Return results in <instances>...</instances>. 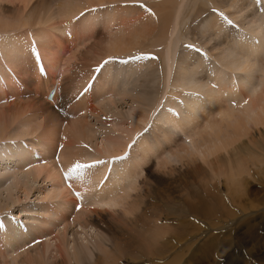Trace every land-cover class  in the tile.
Here are the masks:
<instances>
[{
    "label": "rangeland",
    "instance_id": "obj_1",
    "mask_svg": "<svg viewBox=\"0 0 264 264\" xmlns=\"http://www.w3.org/2000/svg\"><path fill=\"white\" fill-rule=\"evenodd\" d=\"M250 2L251 3L253 2L254 4L252 3L251 5ZM260 2H261V5L258 6V4H256L254 0H124V1L116 0L113 2L110 1L107 4H102V5H98L94 7L95 9H97L94 12H92L93 11L92 9L94 8L83 10L74 18L75 20H73L71 29L69 27V30H66V31L65 30L60 31V29L59 31H56L57 28H53L51 25H46V26L38 25L37 27L36 26L31 27L29 32H27L26 30L28 27H26V29H24L25 27L22 29L18 27H14L13 29L9 27H6V28L4 27L3 30L0 31V61H1L0 77L3 78V81H0V90H2L0 91V98H1L0 99V113L2 114L5 113L4 115H8L7 113L9 111L13 112V110H15L16 107H17L16 109L22 112L19 122L13 123L12 126L8 129V132H9L8 133L9 135L7 134L8 136H13L14 132L27 129L25 128V126L23 127L20 126V125H24L25 123L27 127L29 126L28 129L31 128L32 126L31 129L33 133L29 134V137L27 135L23 139H15L14 137H12L10 139L0 140V211H1L0 216L4 217V215L7 214L11 216L12 218L16 219L17 221L22 220V222L26 224L25 228H29L30 226H35L36 228H39L42 231H44L45 236L49 235L48 238H51V237L53 239L57 238L56 236L57 229H62L61 225H59L61 224L59 223L61 219L60 214L59 212L56 211V209H54V207H56L57 200L55 199L53 200V198L51 200L43 199L45 194L48 193L47 191L51 189L53 184L43 180L42 178H38V180H34L32 176L26 175L25 172L29 171V170L26 171V169H30V167L28 166L29 168L27 167L25 169L19 167V165L21 164L20 160L22 159V156L20 155V153L25 150V149L23 150L24 147L28 149L31 156H38L39 153L40 154L42 153V155H44V153H46V156L49 159V161L52 160L53 163L57 164V162L60 159L59 156H60V153L62 152L61 150H63V144L61 145V148H59L58 146L60 144L59 143L60 140L58 139L60 137L59 129L62 128L60 127L61 120L64 118H67L69 115L76 114L78 115V116H75L76 119L80 118L81 122L82 121L84 122L85 120H87L86 124H88V126L92 124L89 126V129L90 127L93 126L91 129L94 130L93 132L95 134H93L91 138L96 137V139L95 140L92 139L91 141L88 140L87 144L86 143L83 144V146L85 147L83 148V151L87 149L89 154H91L92 152L95 153V151H92V150H96L99 147L98 151L106 155V152H108L106 150L109 149V145L107 142L108 137H112V136L116 137L117 139H122V141L127 143L126 145L127 148H125V150L123 151L124 153L121 152L119 156L118 155L115 156V154H112L113 156H111V158L114 157L115 159L118 157L120 158L121 156L125 155L128 151H129V154L123 159L127 158L128 160L129 159L132 160L134 158H137L141 152L139 148H141L142 145L144 149L149 148L151 150L155 146L162 147L163 157L169 160L171 159L170 161L172 165L171 167H169L168 170H166V173L170 171V168L171 169L173 168L174 171L171 174L170 172H168L169 175L162 176L159 174L160 172H155L156 170H155V167L153 166L155 165L153 163V160L148 159L149 161L148 162L146 161L147 163L145 165L143 164L144 168H146L145 170H148V171L146 173L145 172L143 173V176L138 180L137 186L141 187V185L143 184L142 187L143 186L145 187V185L147 184V189L149 192L152 191L156 187L155 190L158 191V194L160 197L159 200L162 202L171 203L174 209L172 210V212L168 214L169 216L163 215L162 217L163 222L166 223L165 225H163V231L165 232L164 237L167 235L165 228H168L167 232H169L170 235L172 233L175 236L176 232H179L184 227L182 225L172 224V222L177 221L178 223H184L186 221L183 219V217L173 214V211L176 210V208L179 206L178 201L181 199L180 193H181L182 187L179 185V183H177V179L180 176L184 175L187 168L184 166L185 164L183 162L180 163V162H177V160L172 159V155L170 154L168 150L169 146L167 144L169 143V141L174 142L171 144V146H174L176 144L179 146L185 145V147H187V145L189 144V149H190L191 145L194 144L193 141H195L196 138H191L192 139L191 140L190 137H186L188 134H186L185 136L184 133L186 132H184V129L179 128L181 126L177 125L175 122L170 123L168 121V117L166 116L171 117L170 115H172V117L178 120V122L185 121V122H182V124H185L189 122L190 120H192V117H191L192 111L196 108L195 107L196 102L199 103L200 100L202 101L209 100V98L211 97L213 100L215 98V101H218V102L220 101L219 105L224 107L225 110H222L223 111L222 114L223 113H226V114L234 113V112L240 111L239 109L241 108L243 109L248 104L249 102L248 100H250L253 97V95H255V93L256 95L262 94V92L264 91V88H263L264 87L263 86L264 85V46H263L264 45V34L262 33V29H264V19L261 20L262 26H261L260 21H259V24L255 23L257 22V20H259V17L261 15H263L261 18H264V0H260ZM38 4L40 5L41 2L37 0L35 2V5L37 6ZM249 4H250V7H249ZM221 6L223 9L220 8ZM53 11L58 12L56 8H54ZM84 11H86V13L88 14L86 15L84 14V16L80 17L79 15L84 13ZM254 11L255 12L257 11L256 12L257 15L255 14ZM259 11L260 13H258ZM211 12H213L214 15ZM95 13L98 15H96ZM57 15L58 13H56V16ZM217 15H219L220 17L221 15L228 16L232 20V23L235 29L231 28L228 25V23L226 22L227 20L223 18H219V16ZM109 18L112 19L113 22H111ZM114 18L115 20H113ZM121 18L124 19L126 23V27L122 30L118 28L122 23ZM55 20L57 21V19ZM89 21L91 22V24H89ZM164 21H166L165 25H164ZM109 22H111L112 24L110 31L107 26V25H110L108 24ZM220 23L223 26L219 27ZM247 23H249V25ZM75 24L80 25L78 28L79 32H81L82 26H88V25L89 26L93 25L94 27L92 29H95L97 31L95 36L88 37L87 38L88 40L85 39L83 43L79 44L80 46L78 45L79 47L76 48V50H75V47H73L74 44L69 43L70 38H68L69 31L72 30ZM139 25H143V27H142V34L138 41H136L135 43H132L130 47L128 45L125 49L126 51L124 50L125 52L122 51L119 54L117 53L112 56L104 57L103 51L104 49L106 50L109 46H105V48L102 47L103 46L102 42L104 41L106 42L107 38H109L111 41L113 39L117 41H121L118 38L124 39V41H128L129 34L131 33V31L133 34V32L136 29V26H139ZM211 25L215 27L213 28ZM259 25L261 26V28L259 27ZM255 26H256V31L255 30L254 31L255 32L258 31L259 32L257 33L258 35L256 33H253L252 31L255 28ZM58 27L59 28L61 27L59 23H58ZM207 27L209 28L207 29ZM223 27H224V30H222ZM248 27L249 28L252 27V29L249 30ZM239 29L242 32L239 31ZM249 31H252V32H249ZM26 32L29 34H27ZM108 32H110V34ZM185 33H188V34H185ZM243 33L245 34V37ZM229 35H232L233 37ZM239 35H242L241 36L242 40L243 41L245 40L244 42H246L245 45L243 43L244 46L242 45L241 37H239ZM97 36H99V38H97L98 40L96 39ZM30 38L32 41H34L35 39L37 47L41 48L40 44L43 45L44 43L47 48L44 47V45H43V48L46 49V51L50 50V48H48L47 41H50V40L52 41L53 39V41L56 43L54 44V48H53L54 50L51 49V51L53 50L54 56L58 57L56 58L57 60L58 59L62 60L64 56L70 55V53L74 51V52H78L76 53V55L80 56L79 58L80 63H78L79 65L81 64L82 65L83 64L93 65L91 68H82V71H81L83 76L87 74L86 72H89V70L92 71V73L94 74V75L92 74L91 79H92V84H95V85H94L93 91H91V94H89L88 97H86L87 95L86 93V95L83 96L82 100L75 104V97H76L75 92L70 91L71 93L70 92L68 93V88L71 84V80L69 78L73 79L71 72H69L66 75L64 74V79L62 80L66 83L62 84V86L65 85V89L62 90L64 92L62 94V98L58 106L51 107L52 111L55 113H53L51 110L49 112V111H45L44 109H42V103L43 102L47 103V102L44 99H41L35 96V95H39L41 91L39 90L37 91V87H35L36 86L35 83L31 84L30 82L32 86L31 85L24 86L25 83L23 82V78L21 77L22 78L21 80L18 74L19 73L18 66L21 63H23L26 60V58H28L29 56V54L26 51H24V54L21 55L22 50H23L21 48L22 47L24 48V45L29 44ZM229 39L232 42H230ZM57 40L58 41L61 40V41L58 43ZM94 40L98 42L100 41L99 44L98 42L96 43ZM254 41H259L258 42L260 43L259 46ZM112 42H110V44ZM164 42H166L165 44L167 45H165ZM198 43L200 44V46L202 45L201 51L206 56L205 55L199 56L200 54L197 53L194 48L188 47L189 45H192V46L195 45L194 47H197ZM234 43L236 44L235 47H234ZM60 44L61 46L63 45V47L58 46ZM91 44H93L94 46H91ZM163 44L165 46H163ZM185 44H187L188 46H186ZM229 44H231V46H233L234 49L230 47ZM250 44H253V46L252 45L250 46ZM227 45L229 46V48ZM238 45L242 46L243 49L239 47ZM256 45L259 48L256 47ZM36 46L34 45L32 47L31 57H33V55L35 54L33 53V51L35 48H37ZM89 46H91V49L89 48L90 51H88ZM200 46L198 48H200ZM85 48H87V51H86L87 53L85 52L82 58V55H80L79 53L81 52L84 53ZM230 48H232L231 50L234 53L231 50L227 51ZM236 48L237 49L239 48V49L237 50ZM240 50H242L241 53H240ZM230 52L233 55L234 54L235 55L232 56ZM139 53H142L143 56L149 57L150 60L146 61L143 65L123 66V65L110 64V65H107L104 69L102 68L103 64L105 63L106 58H109V57L132 56L135 58L134 62L139 63L140 57H141L140 56L141 54L139 55ZM193 53H195L196 56ZM230 56H232V58L235 57V59H231V61L233 60L232 62L227 59V58H230ZM18 59L23 62L19 61ZM75 59L76 58L74 55V59L70 61L69 66L72 65L73 61H75L74 63H76ZM92 59H95L97 63L94 64L93 63L94 61H91ZM237 59L240 62H238ZM257 59L259 62L257 61ZM193 61H196V62L194 63ZM14 62L19 63L18 66ZM229 62L231 63L226 64ZM237 63H239V65ZM212 64H214V66H212ZM220 64H222V67ZM249 64L254 67L251 66V69H250ZM195 65H198L202 68H199L198 71H195V69L197 68V66ZM10 66L13 69L11 70V73H13L15 76L16 75L18 76L19 78L18 82H15L11 74L5 69V68H11ZM227 66H229V68H232L233 70L230 71V69H228ZM98 67H100L101 70H100L99 77H96L97 71H95V69H97ZM213 67L215 70L213 69ZM243 68H246V69H243ZM124 69H126V73H127L125 78L122 77L124 73ZM200 69L204 70V72L206 73L209 71L208 74H210L209 75L210 78H208V75H207V78L210 81L207 78L205 79L206 73H204L202 70L201 72ZM260 71L262 73H260ZM221 74H224V76ZM181 75L182 76L186 75L187 77L184 78ZM58 76L59 75L56 76L57 79H58ZM119 77H122L124 80H120ZM189 77L192 80L189 79ZM186 78H188V80H186ZM8 79L10 82L6 84V82H8ZM183 79L185 80V82ZM203 83H205V85ZM184 84H186V86ZM252 90H254L253 91L254 93L252 92L251 94ZM240 93H242L243 95ZM245 93H246V96L244 95ZM65 94L69 96L67 101H65ZM241 96H244L243 98L245 100H243ZM178 98L181 100V103L177 101ZM27 99H29L30 101ZM35 102H37L38 105H36V108L38 107L39 110L35 108H34L35 110L33 109L32 103L35 104ZM218 102L216 103L218 104ZM18 104L19 106H16ZM9 106L12 107L11 110H9L10 108ZM88 107L89 109L84 110L85 112L84 111L80 112V110L86 109ZM6 108H8L9 111ZM199 108L200 110H202L201 107ZM67 109H71L70 113L68 112ZM43 110L45 111V113H43ZM142 111L144 113L143 115L140 116V112L142 114ZM52 113L55 115L54 118L52 117L50 121L52 122L54 119V122H52L53 125L50 122L45 123L46 121L45 117L47 116L48 118V116ZM83 113L85 115H83ZM204 116H205L204 119L199 121L194 131L195 135L199 137L203 134L205 137L206 136L205 131L209 127H211L213 124L221 120L220 115H211V110H210V114L205 113ZM138 117H141V118H138ZM84 118L85 120H82ZM24 119H25V122H23ZM80 119H78L79 122H80ZM156 119H158L159 122ZM55 121L56 122L59 121V122L56 124ZM148 124H150V129H146V126ZM131 125H133L134 127L135 125L139 127L137 132L131 133L133 131L131 132L129 131L131 130ZM85 126L87 128L86 130H88L87 125H84V131L88 132L85 130ZM128 128L129 130H127ZM259 128L260 129L258 130L250 131L247 136L243 137L239 142L233 145V147L229 148V150L226 152L227 154L223 153L222 155H220L223 158L219 157L217 159L220 162L219 164L220 166L216 164V167L223 168L224 165H226V170H227L228 165L233 167L236 164V162L238 161L237 159H239L237 157L238 156L237 153L240 152L241 156L243 157V160L241 162L240 161L238 162H240V164L246 168V173L244 175H242L241 177H238V179L236 177L235 180L233 181L226 179V177L224 176L214 177V180L208 177V175H206V177L200 176L201 186L199 188H204V190L201 189L200 191L199 189V192H201V194L204 195V197L207 199L208 204H209L208 207H210L211 209H214L215 211L221 214L224 212L230 213L231 215V217L229 218L230 220L228 218H227V221L222 219L218 221L217 224H215L214 222H211L210 220H208V218H204L202 214L193 213L189 215L187 219V221L189 220L188 221L189 225H188V230H187V234L189 236L187 235L186 237H184V233H183V236L181 239L179 240L177 238L172 239V241L169 244V247H171L170 248L171 251L168 253V255L163 260L156 261V260H153L152 258H149V256H146L145 258H142L140 260H134L135 262L131 261V264H169L171 259H177L181 255H184V250H185L184 248L186 245L190 246L191 254H193L192 259L190 258L189 264H226V263L227 264H237V262L239 264H264V249H263L264 248V127H259ZM33 129L36 130V132H34ZM54 129L56 132L54 131ZM49 130L50 131L53 130V132L52 131L50 132ZM82 131L83 130H81V132ZM145 131H148V133L146 132V134H144ZM54 133H56L55 134L56 137ZM127 133L130 136V138L129 136H126ZM43 136L45 137L44 138L45 141H47V139L50 138V136H52V138L48 139V142H44V139H41L43 138ZM106 136H107V141H106ZM54 137L56 141H58L57 143H55V140H53ZM38 139H41L42 141L41 140L39 141ZM139 140L142 141L140 144H142L144 141L145 142L141 146H139L140 144L136 145L139 142ZM49 141H51L50 145H49ZM35 143L37 144L36 147L34 145ZM93 144H96V145H93ZM80 145L82 144L79 143V146ZM92 146H93V149H91ZM130 146L132 147L130 148ZM233 149H235V151ZM109 152H111V149ZM17 154L19 155L17 156ZM70 155H73V154L70 152L67 156H70ZM46 156L44 157L41 156V157L45 159ZM228 156L230 157L228 158ZM235 156L237 157V159ZM103 157H106V156H103ZM86 159L83 158V161ZM56 160L57 162H55ZM122 160L120 162H111L110 169L107 170L105 174V178L100 185V190L107 191L109 188L115 187L114 186L115 184H112V185L108 184L109 182L106 180V178H110V177L112 178L118 173L119 170H122L123 168L121 167L123 163ZM87 162H91V161L88 160ZM198 163L201 164V162H198ZM232 163L234 165H232ZM43 164L45 163H42V165ZM100 164L101 163H99L98 165ZM96 169H98V166L96 167ZM219 170L220 169H218V171ZM91 172L94 175V172L93 171ZM111 173H112V176H110ZM155 175H158V176H155ZM155 180H157L156 181L157 183L155 182ZM13 181H16V184L18 186L17 185L15 186V183ZM21 182L23 185L26 183V185H24L25 187L23 186L24 188L22 189L19 188L20 186L19 183L21 184ZM126 182L127 181H125V183ZM96 183H98V181ZM108 185L110 187H108ZM144 187L142 189H144ZM211 187L214 191L211 189ZM224 187L226 189H224ZM27 189H28V195H26ZM166 190H167V193H166ZM168 190H171L172 192ZM244 192L246 193L247 196L250 197V199H252L255 203L259 204L258 206L259 209H257L255 212H251V210H247L246 212L247 214L243 213L233 203V201H235L238 196H241V194H245ZM139 193L140 191L138 190L136 194H139ZM162 193L165 194V196H163ZM212 193H215L216 195ZM133 194L135 193H132V195ZM213 196L214 197L216 196L215 197L216 199H214ZM25 197H27V199ZM37 200L39 202H37ZM78 205L80 206V204ZM219 205L220 207H218ZM222 205H224L226 208L223 207ZM6 206H9V207H6ZM86 207L89 208L88 206ZM113 210H117V209H113ZM107 213L110 214L111 211L110 212L107 211ZM42 214H43V217H42ZM102 215H105V214H101V216ZM39 222L42 223L43 226H41ZM258 223L260 224L258 226L259 228L257 227ZM250 226H253V228L247 230V228ZM254 226H256V228ZM15 228L16 227L14 226V229ZM44 228L46 230H44ZM55 229H56V233L54 234ZM74 230H76V228L69 229L67 231L66 239H68L70 243L76 242L80 244L81 242H84L85 240H83V238L85 237L83 236H85V234H81V235L75 234ZM0 231L2 233L1 225H0ZM251 231H253V233ZM13 232L14 230L11 229L10 233H12L13 239H10V238L7 239V235L5 233H2L3 236L0 233V239H1L0 241L3 240L2 243L0 242V244H2L0 246V249L3 250V247H6L5 246L6 242H8V247L14 243V233ZM257 233H259V235H257V237L254 239ZM94 234L99 235V233L96 231L93 234L90 233V235L93 237L88 239L89 236H87L86 239H88V243H89L88 248L91 249L90 254L92 253L94 255H97L99 254V252H97L95 247H93V244H94L93 241L95 242L97 241V239L94 237ZM251 235H253L252 238H251ZM100 237L104 238L105 235L103 236L101 235ZM106 237L103 240V242L106 244L105 246L109 247L110 246L109 238L107 237L108 239V242H107ZM170 237H172V235ZM23 238H26V236L18 237L17 240L20 241ZM58 238L54 240L56 242V246L57 244L59 245V241H61V238L59 235H58ZM80 238H81V241L79 240ZM34 239L35 238L32 237V240L29 241L28 243H30V245H32L33 243L35 245L39 244L37 242H34ZM51 239L48 242L52 241L50 242V244L53 245L51 247L52 249L55 246V242H53V240ZM89 240H91L92 242ZM242 241H243V244H242ZM250 243L256 247H259V245H262L263 246L261 248L262 250L261 249L253 250L254 252L253 254L252 251L249 250V246L251 245ZM37 247L41 249V247L43 246L42 245L36 246V249H38ZM239 247L243 248V250L241 248L238 250ZM230 248H233L232 252L231 250H228ZM33 249L35 250V248H32V249L30 248V251H33ZM6 250L7 248L4 249V251ZM241 250L244 255L242 254ZM245 250H248V251H245ZM10 251L11 250L9 249L5 253L4 257L7 256L6 258L7 260H8V255H10ZM7 252L9 253L7 254ZM222 254L224 255V257L222 258L223 261L222 259L220 260V257L222 256ZM230 255H231V258H230ZM239 255H241L243 259H241ZM91 256L92 255L89 256V254H86L87 258L89 257L91 259ZM226 256H229V257L226 258ZM229 258L231 261L229 260ZM239 258L241 259L240 261H239ZM6 259L3 260V258L0 257V263H3L2 261H5ZM217 262H220V263H217ZM177 264H181V261L178 262Z\"/></svg>",
    "mask_w": 264,
    "mask_h": 264
},
{
    "label": "bare ground",
    "instance_id": "obj_2",
    "mask_svg": "<svg viewBox=\"0 0 264 264\" xmlns=\"http://www.w3.org/2000/svg\"><path fill=\"white\" fill-rule=\"evenodd\" d=\"M36 1L37 0H0V31H2L4 27L5 28L9 27L12 29L14 27H18L21 29L24 27H25L24 29H26V27H28L26 30H27V32H29L31 27H35V26L37 27L38 25H42V26L51 25L53 28H57L56 31H59V29H60V31H62V30L66 31V30H69V27L71 29V25L73 23L74 18L83 10L89 9V8H94L98 5L107 4L110 1L113 2L116 0H38L41 2V4L40 5L38 4L37 6L35 5ZM121 1H124V0H121ZM252 3H251V5H252ZM249 7H250V4H249ZM54 8H56L58 10V12L53 11ZM220 8H222V6ZM256 12H255V14L257 15ZM56 13H58L57 16H56ZM258 13H260V11ZM96 15H98V14H96ZM262 16L263 15H261L259 17V20H257V22H255V23L259 24V21L261 23L262 22L261 20L264 19V18H261ZM199 17H201V16H199ZM55 19H57V21ZM178 19H179V17H178ZM110 20H111V22H113L112 19H110ZM113 20H115V18ZM187 20H189V19H187ZM252 20H253V18H252ZM111 22L108 23L110 25H107L109 28V31L111 30V25H112ZM58 23L61 26L60 28L58 27ZM165 23H166V21H164V25H165ZM89 24H91L90 21H89ZM216 24H218V23H216ZM247 24L249 25V23H247ZM79 26L80 25L75 24L73 26L72 30L69 31V36H70L69 43L74 44L73 47H75V50H76V48H78L80 46L79 44L84 42L85 39H87L88 37H91V36H95L97 33V31L95 29H92L94 27L93 25L82 26L81 32L78 31ZM118 26H119V24H118ZM220 26H223V25H221V23H220L219 27ZM261 26H262V23H261ZM261 26L259 25L260 28H261ZM125 27H126L125 20L122 19V23L118 28L120 30H122ZM142 27H143V25L136 26V29L133 32V34L131 31V33L129 34V38L127 36V38L129 39V40L127 39L128 41H124V39L118 38L121 41H117V40L113 39L112 40L113 42H112L109 38H107L108 40L106 39V42L105 41L102 42V45H103L102 47L105 48V46H109L108 48L106 47L107 49L106 50L104 49V51H103L104 57L112 56V55L117 54V53L119 54L120 52L124 51L128 45L130 47L132 43H135L136 41H138L140 39L141 34H142ZM208 28L209 27H207V29ZM32 29H34V28H32ZM248 29L251 30L252 27L251 28L248 27ZM36 30H38V29H36ZM39 30H40V28H39ZM222 30H224V27ZM254 30L256 31V26L252 31H253V33H256V34L259 33L258 31L255 32ZM263 30L264 29H262V33L264 34ZM239 31H241V30L239 29ZM252 31H249V32H252ZM192 32H194V31H192ZM108 33L110 34V32H108ZM166 33H167V31H166ZM188 33H185V34H188ZM27 34H29V33H27ZM247 34H249V33H247ZM243 35L245 37L244 33H243ZM229 36L233 37L232 35H229ZM241 36L242 35H239V37H241ZM170 37H171V35H170ZM97 38H99V36H97L96 39ZM227 38H228V36H227ZM245 39H247V38H245ZM30 40H31V38L29 39V43L32 41V40L31 41ZM169 40H170V38H169ZM60 41L57 40L58 43ZM241 41H242V45H243V43L245 45L246 42H244L245 40L244 41L242 40V37H241ZM34 42H35V39H34ZM95 42L97 43L98 41H95ZM99 42H98V44H99ZM110 42H112V43L110 44ZM166 42H164V44ZM230 42H232V41L230 40ZM258 42L259 41H256L255 43L258 44V46H259L260 43H258ZM55 43L56 42H54L53 39H52V41L51 40L47 41L48 48H50L49 51H46V49L43 48V45H44V47H46V45L44 43H43V45L40 44L41 48L37 47L35 45L37 48H35L33 51V53H35L33 55V58H37V65H39V64L41 65L42 71L44 73L43 74L44 79H41V77H39V72H38V74H36V72L33 71L34 69L32 67H34V64L32 62L30 55L28 56V58H26V60L24 62L19 60L20 59L19 58L18 60L23 62L19 66H18L19 63L14 62L19 67V69H18L19 73L18 74H19L20 78L21 77L23 78V82L25 84L24 83H22V84H24V86H29L32 84V79H31L32 74L41 80V81L39 79L37 80V83H35L36 84L35 87H37V91L43 90L44 97L46 96L45 93H47L49 91V89L54 85L55 80L57 79V77H56L57 75H59L58 81H57V88H58V92H59L58 95H59L60 94V87H61V86H59L60 75H62V80H63L64 74L66 75L69 72H71L73 79L69 78L71 80V84L68 88V93L70 91H72V92H74L75 90L77 91L87 81V78L91 72L89 70V72H86L87 74H85L83 76L81 73L82 68H91L93 66V65H88V64L79 65L78 63H80L79 62L80 56L76 55V53H78V52H74L73 50H71L73 52L70 53V55L64 56V58L62 60L61 59L57 60L56 58H58V57L54 56V54H53V50H54L53 48H54ZM61 44H63V43H61ZM61 44L58 46H61ZM93 44H91V46H94ZM164 44H163V46L167 45V44H165V45ZM253 44H250V46L251 45L253 46ZM229 45H230V47L233 48V46H231V44H229ZM239 45H241V44H239ZM261 45H262V43H261ZM26 46L27 45H24V48L23 47L21 48V49H23L21 55L24 54ZM91 46L88 47V51H90L89 48L91 49ZM199 46H200V44L198 43L197 47H199ZM201 46H200V49H201ZM235 46H236V44L234 43V47ZM258 46L256 45V47H258ZM61 47H63V45ZM226 47H225V49H226ZM239 47L242 48V46H239ZM228 48H229V46H228ZM232 48L228 49L227 51H230ZM15 49H16V47H15ZM51 49H53V50L51 51ZM92 49H93V47H92ZM86 51H87V48L84 49V53H82V52L79 53L80 55H82V58H83ZM234 51H236V50H234ZM241 52H242V50H240V53ZM193 54L195 55V53H193ZM74 55L76 58L75 59L76 63H74L75 61H73L72 65L69 66L70 61L72 59H74ZM226 55H228V54H226ZM231 55L234 56L235 54L233 55L231 53ZM238 55H239V53H238ZM199 56H201V54ZM232 56H230V58H227V59L230 61H231V59H235V57L232 58ZM245 59H247V58H245ZM91 61H94L93 62L94 64L97 63V61L95 59H92ZM237 61L240 62L238 59H237ZM257 61H258V59H257ZM193 62L195 63L196 61H193ZM231 62L226 63V64H230ZM0 64H1V61H0ZM183 64H184V62H183ZM189 64H191V63H189ZM214 64H212V66H214ZM217 64H218V62H217ZM237 64L239 65V63H237ZM127 65H130V64H125L123 66H127ZM220 65L222 67V64H220ZM242 65H244V64H242ZM8 66H9V64H8ZM131 66H135V65L132 64ZM178 66H179V64H178ZM195 66H197V68H198V69L196 68L197 70L195 69V71H198L199 68H202L198 65H195ZM251 66L252 65H250V67H249L250 69H251ZM227 67H228V69H230V71L233 70L232 68H229V66H227ZM236 67H238V66H236ZM252 67H254V66H252ZM11 69H12V67H11ZM213 69H214V67H213ZM243 69H246V68H243ZM16 70H17V68H16ZM201 70L202 69H200V71ZM202 71L204 72V70H202ZM252 71H254V70H252ZM261 71H260V73H262ZM208 72L207 73L204 72V73H206V77L204 76L205 79L207 78V75H208V78H210L209 77L210 74H208ZM184 73H185V71H184ZM192 73H194V72H192ZM196 74H198V73H196ZM126 75H127L126 69H124V73H123L122 77L125 78ZM221 75L224 76V74H221ZM194 76H192V77H194ZM182 77L185 78L187 76L184 75ZM197 77H198V75H197ZM22 78H21V80H22ZM51 79H52V83H50ZM189 79H191V78L189 77ZM193 79H195V78H193ZM223 79H224V77H223ZM186 80H188V78H186ZM6 81H7V79H6ZM9 82L10 81L8 79V82H6V84ZM30 82H31V84H30ZM62 82H64V81H62ZM184 82H185V80H184ZM212 82H213V80H212ZM208 83H210V82H208ZM80 84H82V85H80ZM186 84H187V82H186ZM186 84H184V85L186 86ZM203 84L205 85V83H203ZM252 85H253V83H252ZM187 88H188V86H187ZM104 89H105V87H104ZM0 91H2V90H0ZM253 91L254 90L251 91V94ZM246 93L244 94L245 96H246ZM240 94H242V93H240ZM248 94H247V96H248ZM58 95H56V97L54 98V101L52 103L56 102V100L59 97ZM88 95L89 94L87 93L86 97H88ZM239 97H240V95H239ZM243 97L244 96H241V98H243ZM27 100H29V99H27ZM216 100H218V99H216ZM243 100H245V99L243 98ZM248 101H249L248 104L243 109L242 108L239 109L240 111L237 110L238 112L229 113V114H226V113L222 114V112H223L222 110H225V109L223 106L219 105L220 101L219 102L215 101V98L213 100L212 97L209 98V100H205V101L200 100L199 103L196 102V105H195L196 108L192 111V116H191L192 120H190L189 122H187L185 124H182V122H185V121L178 122V120L174 119L172 117V115H170L171 117L166 116V117H168V121L170 123L175 122L177 125L181 126L179 128L184 129V132H186V133H184L185 136H186V134H188L186 137H190V139L196 138V140L193 141L194 144L191 145L190 149H189V144L187 145V147H185V145L179 146L176 144L174 146H171V144L174 143L173 141H169V143L167 144L169 146L168 150H169L170 154L172 155V159L177 160V162H180V163L183 162L185 164L184 166L187 168L183 176H180V177L177 176V177H179L177 179V183H179V185L182 187V190L180 193L181 199L178 201L179 206L176 208V210L173 211V214L178 215L180 217H183V219L186 221L184 223H178L177 221L172 222V224H175V225H182L184 227V228H182L184 230V232L181 229L179 232H176L175 236L171 233L172 237H170L171 236L170 233L167 232L168 228H165L167 235L164 237L165 232L163 231V225H165L166 223L163 222V219H162L163 215L169 216L168 214L170 212H172V210L174 209L173 206L171 205V203L170 202L166 203V202H162L159 200L160 197H159L158 191L155 190L156 187L153 190L151 189L152 191L149 192L147 189V184L145 185V187L143 186L144 189H142L143 184L141 185L142 188L137 186L138 180L143 176V173L144 172L146 173L148 171V170H145L146 168H144V165L149 161L148 159L153 160V163L155 164V165H153L155 167V170H156L155 172H160L159 174L162 176L169 175L168 172H170V174H171L174 171L173 168L172 169L170 168V171H168L166 173V170H168L169 167H171L172 165H171V161H170L171 159L169 160V159L163 157L162 147L155 146L154 148H152V150L149 148L144 149L142 144L145 141L142 144H140L142 142L141 141L142 139L139 140V142L136 144V145L140 144L139 146L142 145V147L139 148V150L141 151L139 156L137 158L132 159V160H130V159L128 160L127 158L123 159L122 160L123 163L121 162L122 163L121 167H123L122 170H119L117 174L115 173L116 175L112 178L110 177V176H112V173H111V175L109 174L110 178H106V180L109 182L108 184H111V185L115 184L114 185L115 187H111L107 191L106 190H100V185L103 182V180L105 178V174L108 170V163H104V162L101 163L100 165H97L98 169L91 168V171L94 172V175L93 174L91 175L89 182H81V179H73L70 181H66L64 179L63 173L65 171H67V169L69 167H71V165L73 163H75L77 161L82 163V162H87L88 160L91 162H94V161L101 159V158L106 160L109 157L111 158V156H113L112 154H115V156L116 155L119 156V154L121 152H123L125 150V148H127L126 147L127 143L122 141V139H117L114 136L108 137V141H107V136H106V141L108 142V145H109V149L106 151L109 152L111 149V152H109V153L106 152V155H105V154L101 153L100 151H98V148H99L98 147L96 149L97 151L92 150V151H95V153L92 152L91 154H89L87 149L84 150L85 152L83 151V148H85L83 146V144L84 143L87 144L88 140L91 141L92 139L93 140L96 139V137L91 138L93 136V134H95L93 132L94 130L91 129L93 126L90 127V129H89V126L92 124L89 123L90 125L88 126V124H86L87 120H85V118L82 120H85L86 122L85 121L81 122V119L78 118V119H80V122H79L78 119L75 118V119L67 120L65 124H64V120L63 121L61 120V126L60 127H62V128L59 129L60 130V132H59L60 137L58 139L60 140L59 143L63 144V150H61L62 152L60 153V156H59L60 159H59L58 164L53 163L52 160L49 161V159L46 156V153H44L45 151L43 152L44 155H42V153L41 154L39 153L40 156H43V157L46 156L45 162H44L45 164H43V165H42V163H40L41 162L40 159L31 158V154L29 151L24 150L21 153L19 152L20 155L22 156V159L20 160L21 164L19 165V167L24 168V169L27 168L28 166L30 167V169H26V171L29 170L28 172H25L26 175L32 176V178L34 180H38V178H42L43 180L53 184V185L51 184L52 185L51 189L49 191H47L48 193L45 194L43 199H48V200L50 199L51 200L53 198V200L54 199L57 200V204H56V207H54V209H56V211L59 212V214H60L61 219H60L59 223H61V224H59V223L58 224L61 225L62 229L56 228L57 229L56 236L58 238V235H59L61 238V241H59V245L57 244V246H56V242L54 240L57 238H55V239H53L52 237H51L52 239L48 238L49 235L45 236L44 231H42L39 228H36L35 226H30L29 228H25V227L24 228L23 227L17 228L16 227L14 229V243H13L14 245L13 244L10 245L7 249V250H9V249L11 250L10 255H8V260L6 259L7 256L4 257L7 250L4 251V249L3 250L0 249V257L3 258V260L6 259L5 261H2L3 263H0V264H131V261L140 260L142 258H145L146 256H149V258H152L153 260L161 261L171 251V249H170L171 247H169V244L172 241V239H175V238H177L178 240L181 239L183 236V233H184V237H186L188 235L187 230H188V225H189L188 221L189 220L187 221V219H188L189 215H191L193 213H198V214L200 213V214H202V216L204 218H208V220H210L211 222H214L215 224H217L218 221H220L222 219L227 221V218L229 219L231 217L230 213L224 212L221 214V213L215 211L214 209H211L210 207H208L209 204H208L207 199L204 197V195L201 194V192H199V189H200V191H201V189L204 190V188H199L201 186L200 176L206 177V175H208V177H210L212 180H214V177L224 176V177H226V179L233 181V180H235L236 177L238 179V177H241L242 175H244L246 173V168L240 164V162L243 160V157L241 156L240 152L237 153L238 154L237 157L240 160L237 159V157L235 156L236 159L240 162L237 161L235 165L232 163V165H234L233 167L228 165V168L226 170V165H224V167L221 168V167H216V164L217 165L220 164L219 160H217L219 157H221L220 155H222L223 153H226L229 150V148L233 147V145H235L237 142H239L243 137L247 136L250 131L258 130V129H260L259 127H264V91L262 92V94H259V95H256V93H255V95H253V97ZM216 102H218V104ZM32 104H33L32 105L33 109L35 108V109L39 110L38 107L36 108V105H38L37 102H35V104L34 103H32ZM16 106H19V104ZM32 107H30V108H32ZM176 107H178V106H176ZM199 107H201L202 110H200ZM11 108L12 107H10L9 110H11ZM16 108H15V110H13V112L12 111L10 112L8 110V108H6L9 111L7 113L8 115H4L5 113L4 114L0 113V140L1 139H10L12 137H14L15 139H23L27 135L29 137V134L33 133L32 129H31L32 126H31V128L28 129L29 126L27 127L26 123L25 124L22 123L24 125H20V126L21 127L25 126V128H27V129L14 132L13 136H8L9 135L8 129L12 126L13 123L19 122V120L21 118L22 112ZM42 109H44L45 111H49V112H50V110L52 111L51 106L45 102L42 103ZM71 109H70V111H71ZM44 110H43V113H45ZM210 110H211V115H220L221 120H219L218 122L213 124L211 127H209L205 131V134H206L205 137H204V134L199 137V136L195 135V133H194L195 128L197 127L199 121L204 119L205 113L210 114ZM200 111H201V113H200ZM153 112H154V110H153ZM46 113H48V112H46ZM53 113H55V112H53ZM53 113L50 114L48 116V118H47V116L45 117V119H46L45 123L50 122L52 117L54 118L55 115ZM143 113H144L143 111H142V114L140 112V116L143 115ZM136 114H137V112H136ZM165 114H166V112H165ZM83 115H85V114L83 113ZM138 115H139V113H138ZM167 115H169V114H167ZM56 117H57V115H56ZM138 118H141V117H138ZM156 120L159 122L158 119H156ZM23 122H25V119L23 120ZM52 122H54V119ZM52 122H50V123H52ZM58 122L59 121H57L56 124ZM45 123H44V125H45ZM83 124L87 125L88 130H86L87 129L86 126H85V130L88 132L84 131V125ZM52 125H53V123H52ZM132 126L133 125H131V130H129L130 127L127 130H129L130 132L133 131L131 133L137 132L139 127H137L136 125H135V127L134 126L132 127ZM55 127H57V126H55ZM81 130H83V131L81 132ZM51 131L53 132V130H51ZM54 131H55V129H54ZM34 132H36V130H34ZM55 134L56 133H54V135ZM47 136H49V135H47ZM126 136H129L128 133ZM55 137H56V135H55ZM55 137L53 138V140H55V143H57L58 141H56ZM44 138L45 137L43 136V138H41V139H44ZM50 138H52V136H50ZM50 138H48V139H50ZM129 138H130V136H129ZM41 139H38V140L40 141ZM48 139H47V141H45V139H44V142H48ZM39 143H41V142H39ZM50 143H51V141H49V145H50ZM79 143H81L82 145L79 146ZM92 143H91V145H92ZM191 144H192V142H191ZM34 145H35V147L37 146L36 143ZM93 145H96V144H93ZM91 149H93V146L91 147ZM233 150L235 151V149H233ZM59 152H60V150H59ZM70 152L73 155L67 156ZM107 153L109 154V156ZM18 155L19 154H17V156ZM103 156H106V157H103ZM43 157H41V159H43ZM86 157H87V159H86ZM229 157L230 156H228V158ZM29 158H30V160H29ZM83 158L86 160L83 161ZM221 158H223V157H221ZM231 158H232V156H231ZM233 159H235V158H233ZM55 162H57V160ZM198 162H201V164ZM224 162H225V160H224ZM234 162H235V160H234ZM95 169H96V171H95ZM109 169H110V167H109ZM112 169H111V171H112ZM218 169H220V170L218 171ZM60 170H61V172H60ZM181 173H182V171H181ZM178 174H179V172H178ZM155 176H158V175H155ZM106 180H105V182H106ZM97 181H98V183H96ZM125 181H127V182L125 183ZM156 181L157 180H155V182ZM13 182L15 183V186H16L17 185L16 181H13ZM153 182H154V180H153ZM19 185H20L19 188L22 189L25 187L24 185H26V183L23 185L21 182V184L19 183ZM106 186H107V184H106ZM108 187H110V186L108 185ZM209 188H210V186H209ZM211 189H212V187H211ZM224 189H226V188L224 187ZM138 190L140 191V193L136 194L138 192ZM229 190H230V188H229ZM73 191L75 193V197L78 198L79 203H76V201L72 197ZM168 191H171V190H168ZM77 193H79V197H77V195H76ZM132 193H135V194L132 195ZM166 193H167V190H166ZM242 193H243V191H242ZM212 194L216 195L215 193H212ZM24 195H25V193H24ZM26 195H28V189L26 191ZM169 195H170V193H169ZM237 195H239V194H237ZM163 196H165V194H163ZM144 197H146V198H144ZM215 197H214V199H216ZM25 198L27 199V197H25ZM18 201H19V199H18ZM37 202H39V201L37 200ZM233 203L243 213H246L247 210H251V212H255L257 209H259L258 208L259 204L255 203L252 199H250V197L247 196L246 193L241 194V196H238L236 198V200L233 201ZM78 204H80V206H79L80 208L77 210H74L73 209L74 205H78ZM104 205H108V207H104ZM86 206H88L89 208H87ZM222 206L225 207L224 205H222ZM6 207H9V206H6ZM218 207H220V205ZM113 209H117V210H113ZM219 210H221V209H219ZM107 211H109V212L111 211V213L109 214V213H107ZM0 214H1V211H0ZM43 214H44V212H43ZM43 214H42V217H43ZM101 214H105V215L101 216ZM40 224H41V226H43L42 223H40ZM259 225L260 224L258 223L257 227ZM47 227H48V225H47ZM254 227L256 228V226H254ZM75 228H76V230H74L75 234H80V235L85 234V236H83V237H85V238H83V240H85V241L81 242L80 244L76 243V242L70 243V241L68 239H66L67 231L69 229H75ZM252 228H253V226H250L247 228V230L252 229ZM56 229L54 230V234L56 233ZM44 230H46V229L44 228ZM96 231L99 233V235L94 234V237L97 239V241L96 242L93 241V243H94L93 247H95L96 251L99 252V254L94 255L92 253L90 254L91 249L88 248V245H89L88 239L93 237L90 235V233L93 234ZM251 232L253 233V231H251ZM2 233H4V232L2 231ZM2 233H1V235H2ZM248 233H249V231H248ZM101 235L102 236L105 235V237L107 236L109 238V242H110L109 247L105 246L106 244L103 242L105 237L104 238L100 237ZM257 235H259V233H257L255 235L254 239L257 237ZM21 236H26V238H23L22 240L18 241L17 238L21 237ZM87 236H89L88 239H86ZM252 236L253 235H251V238H252ZM32 237L35 238L36 240H38L39 244L35 245L33 243L32 245H30V243H28V242L32 240ZM107 237H106V240L108 242ZM9 238L13 239L12 233L7 234V239H9ZM95 238H93V239H95ZM50 239L53 240V242H55V246L52 249H51V247L53 245L50 244V242H52V241L48 242ZM79 240L81 241V238ZM2 241H0V242L2 243ZM89 241H91V240H89ZM242 244H243V241H242ZM1 245L2 244H0V246ZM40 245H42L43 247H41V249L37 247L38 249H36V246H40ZM29 247L31 249L35 248V250L33 249V251H30ZM231 247H232V245H231ZM262 247H263L262 245H259V247H256V246H253L251 244L249 246V250L252 251V253L254 254L253 250H257V249L260 250ZM240 248L241 247H239L238 250ZM184 249H185L184 255H181L180 256L181 258L179 257L177 259H171L169 264H177L180 261H181V264H189L190 258L192 259L193 254H191V250H190L189 245H186ZM241 249L243 250V248H241ZM245 249H246V247H245ZM228 250H231V252H232L233 248H230ZM242 250H241V252H242ZM245 251H248V250H245ZM8 253L9 252H7V254ZM86 254H89V256L92 255L91 259L89 257L87 258ZM223 254L220 257V260L224 257ZM242 254H243V252H242ZM227 255H229V254H227ZM239 256L241 257V255H239ZM227 257H229V256H226V258ZM244 257H246V256H244ZM230 258H231V255H230ZM230 258H229V260H230ZM241 259H243V258L241 257ZM241 259L239 258V261ZM50 260H52V261H50ZM222 261H223V259H222ZM217 263H220V262H217ZM232 263H234V262H232ZM237 264H239V263L237 262Z\"/></svg>",
    "mask_w": 264,
    "mask_h": 264
},
{
    "label": "snow or ice",
    "instance_id": "obj_3",
    "mask_svg": "<svg viewBox=\"0 0 264 264\" xmlns=\"http://www.w3.org/2000/svg\"><path fill=\"white\" fill-rule=\"evenodd\" d=\"M226 22L228 24L232 23L230 20H228ZM108 62H110V61H105V63H108ZM95 71L99 72L100 71V67L95 69ZM116 159H121V158L118 157ZM98 163H102V162H98ZM95 166H96L95 164L81 163V162L77 161V162L73 163L71 165V167H69L67 169V171H65L63 173L64 179L66 181H70V180H73V179H82L85 170L86 169H90V168H94ZM76 195H77V197H79V193H77ZM104 207H108V205H104Z\"/></svg>",
    "mask_w": 264,
    "mask_h": 264
}]
</instances>
